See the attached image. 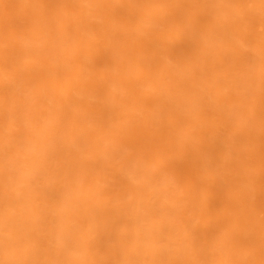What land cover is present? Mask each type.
Returning <instances> with one entry per match:
<instances>
[{
	"label": "bare ground",
	"instance_id": "1",
	"mask_svg": "<svg viewBox=\"0 0 264 264\" xmlns=\"http://www.w3.org/2000/svg\"><path fill=\"white\" fill-rule=\"evenodd\" d=\"M129 2L0 0V141L6 130L17 156L11 182L0 172V223L19 220L45 259L54 234L78 258H88L86 242L93 258H126L112 237L128 226L209 249L227 232L233 251L254 229L258 243V132L252 167L228 137L245 133L238 76L259 51V28L237 48L193 40L177 25L148 28L147 16L44 21L39 7Z\"/></svg>",
	"mask_w": 264,
	"mask_h": 264
},
{
	"label": "clouds",
	"instance_id": "2",
	"mask_svg": "<svg viewBox=\"0 0 264 264\" xmlns=\"http://www.w3.org/2000/svg\"><path fill=\"white\" fill-rule=\"evenodd\" d=\"M42 18L47 21L65 13L77 15L95 14L119 15L131 14L137 17L147 16L146 27L152 29L163 28L166 24L179 25L183 34L193 40H208L210 42L223 39L227 44L239 48L242 42L249 39L248 28L252 35H257L259 28V51L249 57L246 70L238 76L244 94L247 97L259 99L262 83H264V58L261 55V37L264 35V0H168L161 3H142L132 0L126 4L88 3L84 5H40ZM208 18L215 23V30L209 31L204 19ZM4 48L8 47L7 41ZM177 67L174 71H179ZM246 121V112H241L239 122ZM259 129V120L255 121ZM236 145L232 144L231 150L236 155ZM17 164V156L12 150V143L5 130L0 141V172L6 176ZM58 237L54 234L50 241V257L45 259V252L39 248L32 239L30 232L20 225L19 220H12L5 216L0 223V264H43L44 261H63L64 264H76L81 259L96 261L111 260L114 262L125 259H135V255L120 259L78 258L69 254L67 249L57 247ZM246 258L259 261L261 249L258 243L245 253ZM240 251L228 249L226 258L239 259Z\"/></svg>",
	"mask_w": 264,
	"mask_h": 264
},
{
	"label": "snow or ice",
	"instance_id": "3",
	"mask_svg": "<svg viewBox=\"0 0 264 264\" xmlns=\"http://www.w3.org/2000/svg\"><path fill=\"white\" fill-rule=\"evenodd\" d=\"M181 31L182 27L177 25ZM264 32V29H262ZM223 46V39L220 41ZM225 52L224 56L227 57ZM261 55L264 58V35L261 37ZM239 85L230 86L227 91L239 92ZM242 103L247 108L246 121L243 124L245 133L240 134L239 130L231 133L228 137L231 144H235L241 152L247 155V163L251 166V161L255 157L257 129L255 121L259 120V178L262 186H264V83H262L260 96L257 101L254 97L244 95ZM237 121L233 117V124ZM195 129L191 127L185 128L187 135H193ZM171 162V161H169ZM14 169L5 176L6 181L11 182ZM254 172V168H252ZM194 227V226H193ZM249 240L245 245L239 246L241 257L239 259L232 258H216V254L225 250L236 247L233 244L230 233H222L214 236L213 246L209 249L206 245H197L194 241L176 242L175 245L167 239H164L150 229H141L137 226H128L122 233H118L112 237V244L118 250H123L129 256L135 255V259H125L123 261L114 262L111 260L96 261L91 259H81L76 264H264V210H262L259 222V245L261 249V259L255 261L248 259L245 253L248 249L255 246L254 229H249ZM176 248H187L190 250L188 258H174ZM92 253L91 247L85 243V254ZM43 264H64L63 261H44Z\"/></svg>",
	"mask_w": 264,
	"mask_h": 264
}]
</instances>
